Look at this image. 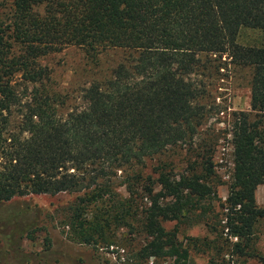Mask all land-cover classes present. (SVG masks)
I'll return each instance as SVG.
<instances>
[{
	"label": "trees",
	"instance_id": "1",
	"mask_svg": "<svg viewBox=\"0 0 264 264\" xmlns=\"http://www.w3.org/2000/svg\"><path fill=\"white\" fill-rule=\"evenodd\" d=\"M241 29L264 39V0H9L0 20V202L74 195L61 223L67 239L106 248L111 229H126L141 238L137 259L186 264L196 241L183 246L176 225L163 224L202 222L214 194L211 157L198 154L177 174L142 168L192 142L203 107L190 75L201 58L225 55L250 70V111L232 117L221 203L225 229L239 240L229 255L243 256L264 217L254 200L264 184V42L237 44ZM66 48L91 62L105 51L124 55L81 89L83 107L60 114L64 101L43 85L39 60ZM219 258L210 254L207 264H229Z\"/></svg>",
	"mask_w": 264,
	"mask_h": 264
},
{
	"label": "rangeland",
	"instance_id": "2",
	"mask_svg": "<svg viewBox=\"0 0 264 264\" xmlns=\"http://www.w3.org/2000/svg\"><path fill=\"white\" fill-rule=\"evenodd\" d=\"M8 3L9 0H0V20ZM263 42L259 32L248 29L239 30L236 39L241 46H259ZM123 55L121 51H105L91 62L80 49L66 48L40 59L39 64L48 71V81L43 85L64 101L60 114L83 107L81 89L90 80L107 76ZM201 59V66L190 75L201 90L197 103L203 107L192 142L145 160L142 173L153 174L159 165L172 174L181 173L187 161L192 163L198 154L210 155L214 165L210 180L214 194L205 201L209 212L202 222L193 224L185 219L177 224L166 222L163 226L170 230L176 225V236L183 246L188 239L196 241L197 246L189 251L186 264H207L210 254H218L219 260L229 264H260L257 257H264V217L255 224L245 254L230 257L231 244L239 240L228 235L227 210L224 204L221 206L232 168L229 143L232 117L234 113L250 111V70L235 66L225 55L219 59L215 56ZM116 191L125 196L122 186ZM73 200L74 195L59 194L28 195L0 202V264H150L151 260L144 262L136 258L141 238L130 235L126 229H111L108 236L115 242L106 248L67 239L61 223L65 208ZM254 200L264 211V184L256 187ZM204 243L207 245L203 246ZM17 254L23 258L22 262Z\"/></svg>",
	"mask_w": 264,
	"mask_h": 264
}]
</instances>
